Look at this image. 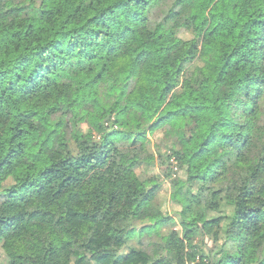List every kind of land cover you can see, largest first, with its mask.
Wrapping results in <instances>:
<instances>
[{"label": "trees", "instance_id": "trees-1", "mask_svg": "<svg viewBox=\"0 0 264 264\" xmlns=\"http://www.w3.org/2000/svg\"><path fill=\"white\" fill-rule=\"evenodd\" d=\"M0 264H264V0H0Z\"/></svg>", "mask_w": 264, "mask_h": 264}, {"label": "rangeland", "instance_id": "rangeland-1", "mask_svg": "<svg viewBox=\"0 0 264 264\" xmlns=\"http://www.w3.org/2000/svg\"><path fill=\"white\" fill-rule=\"evenodd\" d=\"M45 6L46 7H53V6H55V4L47 1L45 3ZM240 30H241L240 25L227 22L224 25H221L217 28V35L223 39L228 40L231 43H237V41L240 38ZM182 36L183 37H189V35H182ZM241 67L242 66L239 64V69ZM83 128L84 129L86 128L85 125H83ZM160 137H161L160 134L155 135V136L150 135V139L154 143H157ZM174 164H175V162H174ZM174 164H173V176L175 178L176 176H178L177 174L181 175V173L178 172L179 171L178 166L174 165ZM131 175L135 179L146 178V177H150V176H160L164 182H163V188H162V190L158 196V200H157L158 206H160L164 210L169 211L172 214L174 213V211L176 210V207L170 200V192H171V188H172L171 181L164 180L163 173L160 171L158 166L142 167L138 170L132 171ZM33 222L40 223V224L57 225L58 221L56 218H53L50 215L41 213L34 218ZM167 229H177V230L181 231V229L177 223L169 225L166 228V230ZM202 239L203 238L201 236H199L196 239V242L201 243ZM205 243L211 246V242L208 239H206Z\"/></svg>", "mask_w": 264, "mask_h": 264}]
</instances>
